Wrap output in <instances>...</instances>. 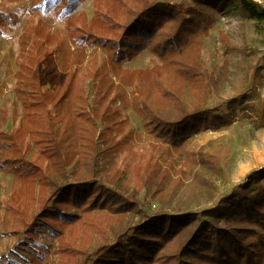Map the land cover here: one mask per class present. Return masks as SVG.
<instances>
[{
	"label": "trees",
	"instance_id": "1",
	"mask_svg": "<svg viewBox=\"0 0 264 264\" xmlns=\"http://www.w3.org/2000/svg\"><path fill=\"white\" fill-rule=\"evenodd\" d=\"M48 1L29 6L18 38L12 91L20 100L21 120L14 130L0 129V173L16 182L6 216L8 223L22 221L21 229H11L15 242L0 252V264H60L62 258L78 264H264V173L251 174L208 208L175 214L151 210L140 199L144 175L138 188L125 193L120 182L99 180L91 171L72 173L70 178L67 173L76 158L74 139L88 146L79 151L80 162L95 148L94 132L86 130L77 137L75 123L96 128L99 119L116 125L121 117L110 114L112 104L120 101L116 115L129 105L106 64L99 65L98 57L87 55L86 48L101 49L116 75L119 67L144 51L160 61L140 76L173 110L167 114L142 101L139 113L147 133L165 147L177 148L190 136L230 124L215 109L201 102L186 106L180 97L186 88L200 86L207 98L215 87L200 50L218 15L238 13L262 21L264 10L259 11L253 0H94L92 16L71 17L62 34L50 31L37 17L48 9ZM66 10L62 7L59 14ZM16 23L18 19L0 10V37ZM55 58L65 76L61 84L48 87L41 71ZM90 89L94 99L89 98ZM133 89L144 96L139 87ZM97 214L108 219L138 214L139 219L115 229L107 221L105 229H96ZM87 229L99 234L102 242L92 250L75 249L70 231ZM40 230L54 239L50 249L38 243Z\"/></svg>",
	"mask_w": 264,
	"mask_h": 264
},
{
	"label": "rangeland",
	"instance_id": "2",
	"mask_svg": "<svg viewBox=\"0 0 264 264\" xmlns=\"http://www.w3.org/2000/svg\"><path fill=\"white\" fill-rule=\"evenodd\" d=\"M37 1L0 0V10L18 19V23L8 26L6 34L0 37V129L5 131L14 130L21 120L20 100L12 91L13 77L18 69V38L29 17V6ZM253 1L259 11L264 10V0ZM93 2L49 0L48 9L38 12L37 17L50 31L65 34L68 19L80 14L88 18L92 16ZM65 6L67 10L61 16L60 9ZM200 52L205 69L216 80L215 87L207 98L202 87H185L186 90L180 94L181 100L186 106L201 102L205 107L215 109L216 114L227 116L230 124L218 131L206 130L190 136L181 146L174 148L165 147L147 133L139 113L142 101L167 114L173 110L149 86L148 79L140 76L160 61L144 51L119 67L117 76L101 49L86 48L87 55L94 53L98 57L99 65L106 64L110 78L124 90L129 105L122 114L116 115L115 109L120 107V101L117 99L112 104L115 109L110 114L121 117L116 125L99 119L96 120V128L91 123H75L77 129L74 134L77 137L86 130L94 132L95 148L91 156L80 162L79 151L88 146L86 143L77 145L73 140L72 155L76 158L67 169L68 178L72 173L91 171L99 180L111 178L120 182L126 189L124 192L128 193L139 187L141 181L138 179L144 175L146 184L139 193L140 199H144L151 210L175 214L208 208L220 197L243 185L251 174L264 173V20L247 18L238 13L218 15ZM59 69L56 58L43 66L41 74L48 87L63 82L65 75ZM138 78L137 85L135 81ZM134 87H139L144 96L140 97ZM89 98L94 99L92 89ZM28 145L35 152L33 144ZM15 183L12 176L0 173V252L15 242L11 229L22 228V221L8 223L9 217L6 216V206ZM29 204L31 208L29 201L27 208ZM138 219V214L112 219L104 214L93 217L98 225L96 229H105L109 222L115 229L134 224ZM6 224L8 227L5 228ZM69 238L78 250H92L102 242L100 235L90 229L86 232L81 230V233L72 230ZM108 238H112L110 229ZM37 241L49 249L55 244L45 230L37 232ZM60 264L78 263L77 260L62 258Z\"/></svg>",
	"mask_w": 264,
	"mask_h": 264
}]
</instances>
